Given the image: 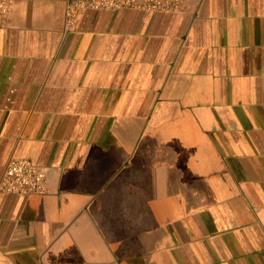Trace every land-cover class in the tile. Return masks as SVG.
I'll return each mask as SVG.
<instances>
[{
  "label": "crops",
  "instance_id": "0c3cea01",
  "mask_svg": "<svg viewBox=\"0 0 264 264\" xmlns=\"http://www.w3.org/2000/svg\"><path fill=\"white\" fill-rule=\"evenodd\" d=\"M69 1L0 25V264H264V0Z\"/></svg>",
  "mask_w": 264,
  "mask_h": 264
},
{
  "label": "built area",
  "instance_id": "2783aa9c",
  "mask_svg": "<svg viewBox=\"0 0 264 264\" xmlns=\"http://www.w3.org/2000/svg\"><path fill=\"white\" fill-rule=\"evenodd\" d=\"M13 0H0V25L12 10ZM187 8V0H70L66 10V27L71 30L79 16L94 9H137L148 12H178ZM45 170L29 158L9 160L0 181V190L6 193L29 195L44 193Z\"/></svg>",
  "mask_w": 264,
  "mask_h": 264
}]
</instances>
